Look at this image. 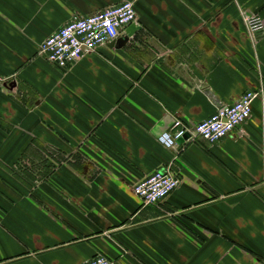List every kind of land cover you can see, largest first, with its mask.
<instances>
[{"label":"crops","instance_id":"obj_1","mask_svg":"<svg viewBox=\"0 0 264 264\" xmlns=\"http://www.w3.org/2000/svg\"><path fill=\"white\" fill-rule=\"evenodd\" d=\"M132 24L66 69L40 53L74 16ZM122 39V40H121ZM250 117L188 132L245 91ZM168 168L170 194L133 186ZM264 264V0H0V264Z\"/></svg>","mask_w":264,"mask_h":264},{"label":"built area","instance_id":"obj_2","mask_svg":"<svg viewBox=\"0 0 264 264\" xmlns=\"http://www.w3.org/2000/svg\"><path fill=\"white\" fill-rule=\"evenodd\" d=\"M135 21L136 13L130 1H122L94 14L74 16L44 39L40 53L57 67L66 69L85 52L115 40L122 27ZM259 94L253 90L245 91L236 101L218 107L192 128L175 119L162 141L167 146H173L185 133L194 131L202 139L216 142L250 117L252 102ZM179 182V177L172 170L159 169L134 184L133 191L143 204H152L166 198ZM82 264L116 262L103 255H96Z\"/></svg>","mask_w":264,"mask_h":264},{"label":"water","instance_id":"obj_3","mask_svg":"<svg viewBox=\"0 0 264 264\" xmlns=\"http://www.w3.org/2000/svg\"><path fill=\"white\" fill-rule=\"evenodd\" d=\"M132 30H134V24L132 23L131 25H130V27H129V31H132ZM122 40V39H121ZM189 135V133H185L180 139H184V138H186L187 136ZM179 139V140H180Z\"/></svg>","mask_w":264,"mask_h":264}]
</instances>
